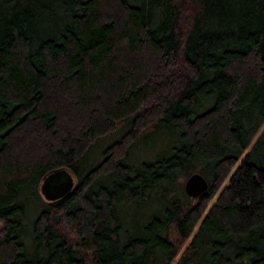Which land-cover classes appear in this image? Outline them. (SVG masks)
Segmentation results:
<instances>
[{"label":"trees","instance_id":"1","mask_svg":"<svg viewBox=\"0 0 264 264\" xmlns=\"http://www.w3.org/2000/svg\"><path fill=\"white\" fill-rule=\"evenodd\" d=\"M170 262L264 264V0H0V264Z\"/></svg>","mask_w":264,"mask_h":264},{"label":"water","instance_id":"2","mask_svg":"<svg viewBox=\"0 0 264 264\" xmlns=\"http://www.w3.org/2000/svg\"><path fill=\"white\" fill-rule=\"evenodd\" d=\"M76 183L74 173L65 165H60L47 170L42 174L38 189L47 199H55L70 191ZM184 191L191 196H196L204 191L208 185V179L199 170H191L182 181Z\"/></svg>","mask_w":264,"mask_h":264},{"label":"rangeland","instance_id":"3","mask_svg":"<svg viewBox=\"0 0 264 264\" xmlns=\"http://www.w3.org/2000/svg\"><path fill=\"white\" fill-rule=\"evenodd\" d=\"M108 139H110V138H108ZM107 138L102 142V143H100L98 146H96L97 145V143L92 147V149L89 151V154L91 155V153H92V151H97L98 149H96V148H100V147H102V145L104 144V143H106L107 142V140H108ZM151 152V153H150ZM149 153V154H148ZM152 154V151H149V150H147L146 148H139V151H134L133 152V154H132V157L136 160V161H139V160H144V159H148V158H150V157H148L149 155H151ZM155 154V153H154ZM184 177H185V175L183 176V177H181V179H180V181H181V184H182V181H183V179H184ZM225 180V179H224ZM38 194H40V196H41V198L43 199V196H42V194L40 193V192H38ZM148 204H150V202L149 203H147V204H145V206H147ZM144 206V207H145ZM28 214H30V213H28ZM169 264H172V262H170Z\"/></svg>","mask_w":264,"mask_h":264}]
</instances>
